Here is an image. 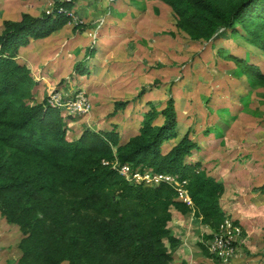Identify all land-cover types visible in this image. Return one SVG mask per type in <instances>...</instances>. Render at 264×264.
I'll return each mask as SVG.
<instances>
[{
  "label": "trees",
  "instance_id": "1",
  "mask_svg": "<svg viewBox=\"0 0 264 264\" xmlns=\"http://www.w3.org/2000/svg\"><path fill=\"white\" fill-rule=\"evenodd\" d=\"M162 1L175 12L178 28L195 41H210L221 30L237 33L241 26L249 35L246 39L264 50V0ZM73 3H58L43 17L5 19L0 33V214L23 234L18 263L176 264L174 253L182 241L169 225L173 210L193 214L212 230L203 234L200 246L219 261L206 243L230 217L222 205L225 184L199 161L186 160L197 146L187 135L163 151L165 143L177 137L173 98L161 110L150 103L138 133L126 142L116 126L110 131L85 130L79 138L68 139L60 109L48 100L31 102L38 80L18 60L20 49L69 24ZM227 57L264 87L259 65L247 57ZM85 62L77 66L81 74L87 70ZM116 162L142 173L178 175L188 182L193 205L181 201L169 184L128 180L113 167ZM257 189L264 194V184Z\"/></svg>",
  "mask_w": 264,
  "mask_h": 264
},
{
  "label": "rangeland",
  "instance_id": "2",
  "mask_svg": "<svg viewBox=\"0 0 264 264\" xmlns=\"http://www.w3.org/2000/svg\"><path fill=\"white\" fill-rule=\"evenodd\" d=\"M63 1L0 0V33L5 19L43 17ZM67 1H74L71 22L20 49L18 60L38 80L31 102L60 104L68 139L116 126L126 142L151 104L161 110L173 98L177 137L163 151L185 135L191 138L197 146L186 160L199 161L224 182L223 206L242 230L231 261H216L200 246L212 230L193 214L173 210L169 225L182 241L174 262L264 264V195L257 189L264 184V87L226 58L247 57L264 71V50L246 39L241 26L237 33L221 30L210 41H195L178 28L175 12L162 0ZM90 49L95 53L89 55ZM84 61L81 74L77 66ZM22 238L19 226L0 214V264H16ZM212 242L206 243L211 255Z\"/></svg>",
  "mask_w": 264,
  "mask_h": 264
},
{
  "label": "built area",
  "instance_id": "3",
  "mask_svg": "<svg viewBox=\"0 0 264 264\" xmlns=\"http://www.w3.org/2000/svg\"><path fill=\"white\" fill-rule=\"evenodd\" d=\"M71 14V13H70ZM72 16V14H71ZM54 107L60 106V104H53ZM78 103L74 104V106ZM108 164V162H104ZM113 167L117 169L128 180L135 183H142L147 185L157 186L161 183L171 185L178 193V198L189 204L193 205L192 198L187 188L188 182L186 180H180L178 175L164 172L148 171L142 173L138 170L133 171L129 165H120L118 162L114 163ZM242 230L239 224L233 221L231 218H226L219 226V229L214 234V242H212L210 250L212 255L217 258H224L225 261L230 262L233 256V245L235 243V237L241 234Z\"/></svg>",
  "mask_w": 264,
  "mask_h": 264
},
{
  "label": "crops",
  "instance_id": "4",
  "mask_svg": "<svg viewBox=\"0 0 264 264\" xmlns=\"http://www.w3.org/2000/svg\"><path fill=\"white\" fill-rule=\"evenodd\" d=\"M22 63V62H21ZM205 168V167H204ZM206 169V168H205ZM212 175V174H211ZM263 185V184H262ZM261 186V185H260ZM259 187V186H258ZM262 194V193H261ZM224 195V194H223ZM264 195V194H263ZM222 200H223V196H222ZM222 205H223V203H222ZM223 208H224V206H223ZM225 209V211L227 210L226 208H224ZM207 227V226H206ZM15 256H16V260H17V262H16V264H19L18 262H19V259H20V257H21V255H22V251H21V249L20 248H18V249H16L15 250ZM14 264V263H13ZM62 264H69L67 261H64Z\"/></svg>",
  "mask_w": 264,
  "mask_h": 264
},
{
  "label": "clouds",
  "instance_id": "5",
  "mask_svg": "<svg viewBox=\"0 0 264 264\" xmlns=\"http://www.w3.org/2000/svg\"><path fill=\"white\" fill-rule=\"evenodd\" d=\"M52 106V105H51ZM54 107V106H53ZM56 108H58V107H56ZM142 184V183H141ZM227 218H230V217H227ZM237 223V222H236Z\"/></svg>",
  "mask_w": 264,
  "mask_h": 264
}]
</instances>
